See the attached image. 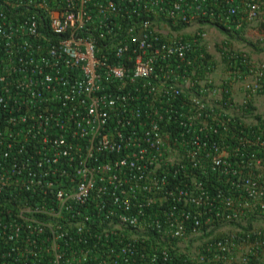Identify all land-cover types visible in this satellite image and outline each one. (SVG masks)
I'll list each match as a JSON object with an SVG mask.
<instances>
[{
  "label": "built area",
  "instance_id": "1",
  "mask_svg": "<svg viewBox=\"0 0 264 264\" xmlns=\"http://www.w3.org/2000/svg\"><path fill=\"white\" fill-rule=\"evenodd\" d=\"M249 42L264 0H0V264H264Z\"/></svg>",
  "mask_w": 264,
  "mask_h": 264
},
{
  "label": "rangeland",
  "instance_id": "2",
  "mask_svg": "<svg viewBox=\"0 0 264 264\" xmlns=\"http://www.w3.org/2000/svg\"><path fill=\"white\" fill-rule=\"evenodd\" d=\"M210 42L212 44V49L215 50L217 47L215 46V44L217 45V38L214 37L213 35L210 36ZM243 48H246L248 50V53H250L251 55H254V57L256 56L257 58L264 60V52H257L252 45L250 44H246V46H243ZM218 55V54H216Z\"/></svg>",
  "mask_w": 264,
  "mask_h": 264
},
{
  "label": "trees",
  "instance_id": "3",
  "mask_svg": "<svg viewBox=\"0 0 264 264\" xmlns=\"http://www.w3.org/2000/svg\"><path fill=\"white\" fill-rule=\"evenodd\" d=\"M225 33V32H224ZM250 45H252V47L257 51V52H264V46L255 43V42H249ZM219 44H217L218 47ZM199 51V50H198ZM208 56H211V54L207 53Z\"/></svg>",
  "mask_w": 264,
  "mask_h": 264
}]
</instances>
